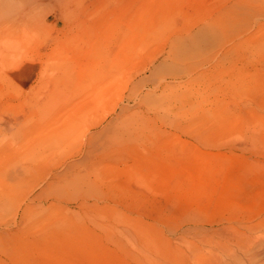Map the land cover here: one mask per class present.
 I'll return each mask as SVG.
<instances>
[{
    "label": "rangeland",
    "instance_id": "obj_1",
    "mask_svg": "<svg viewBox=\"0 0 264 264\" xmlns=\"http://www.w3.org/2000/svg\"><path fill=\"white\" fill-rule=\"evenodd\" d=\"M262 235L264 0H0V264H264Z\"/></svg>",
    "mask_w": 264,
    "mask_h": 264
},
{
    "label": "bare ground",
    "instance_id": "obj_2",
    "mask_svg": "<svg viewBox=\"0 0 264 264\" xmlns=\"http://www.w3.org/2000/svg\"><path fill=\"white\" fill-rule=\"evenodd\" d=\"M225 237H226V236H225ZM262 237H263V235H262ZM262 237H261V238H262ZM226 238H227V237H226ZM255 238H256V237H255ZM258 238H259V237H258ZM261 238H260V239H261ZM263 238H264V237H263ZM243 240H244V239H243ZM224 241H225V240H224ZM228 241H229V240H228ZM237 241H238V240H237ZM214 242H215V241H214ZM247 243H248V241H247ZM217 244H218V243H217ZM224 244H225V243H224ZM218 246H219V245H218ZM221 246H222V245H221ZM238 246H239V245H238ZM248 247H249V245H248ZM227 249H228V248H227ZM241 251H242V250H241ZM224 253H226V252H224ZM227 254H228V253H227ZM204 264H206V262H205Z\"/></svg>",
    "mask_w": 264,
    "mask_h": 264
}]
</instances>
